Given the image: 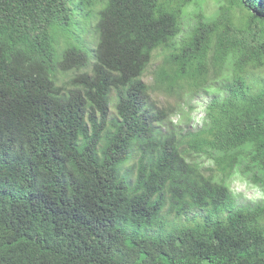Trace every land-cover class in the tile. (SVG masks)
I'll return each instance as SVG.
<instances>
[{"label":"trees","instance_id":"obj_1","mask_svg":"<svg viewBox=\"0 0 264 264\" xmlns=\"http://www.w3.org/2000/svg\"><path fill=\"white\" fill-rule=\"evenodd\" d=\"M202 1L0 0V264H264V197L229 186L264 189V0ZM159 48V91L210 95L197 130L149 101Z\"/></svg>","mask_w":264,"mask_h":264},{"label":"rangeland","instance_id":"obj_2","mask_svg":"<svg viewBox=\"0 0 264 264\" xmlns=\"http://www.w3.org/2000/svg\"><path fill=\"white\" fill-rule=\"evenodd\" d=\"M200 5L199 10L207 16H212L217 9L219 8V2L217 0H203ZM190 13H185L183 18L184 29H187L188 26L196 22L195 16L193 15L194 10L191 8ZM164 50L162 48L157 49L153 53V57L149 66L143 75V81L149 86V101L159 109L166 108L168 117L166 118L163 125L168 124L169 127L178 129V128H187L191 130L199 129L204 123L205 108L207 102L210 99V95H202L197 97L191 105L194 106V109L191 110L190 104L185 101L178 99L175 96H168L163 94L162 91L158 90L154 85V75L158 66L163 62L164 59ZM110 113H114L113 110H110ZM189 114V115H188ZM190 116V117H189ZM189 117V120L186 118ZM198 160L203 163L205 168L212 167V161L206 156H198ZM135 161L133 159L131 162H128L126 166H132V163ZM229 186L233 193L236 195V202H245L251 201L256 202L264 197V189L255 186L252 183L248 182L245 178L241 176H233L230 179ZM224 210V208L222 209ZM209 214L211 217H215V214L211 213L209 208H202L200 210L190 211L187 215L175 218L173 215L167 214L166 210L163 211V225L161 227L157 224H154L151 227L152 232H149L146 228H137V232L143 236H160L165 235L170 231L172 226H192L195 222L201 221L202 215ZM175 223L173 224V221Z\"/></svg>","mask_w":264,"mask_h":264},{"label":"clouds","instance_id":"obj_3","mask_svg":"<svg viewBox=\"0 0 264 264\" xmlns=\"http://www.w3.org/2000/svg\"><path fill=\"white\" fill-rule=\"evenodd\" d=\"M206 118V116H204V119Z\"/></svg>","mask_w":264,"mask_h":264}]
</instances>
